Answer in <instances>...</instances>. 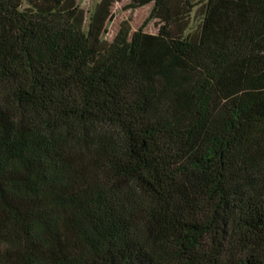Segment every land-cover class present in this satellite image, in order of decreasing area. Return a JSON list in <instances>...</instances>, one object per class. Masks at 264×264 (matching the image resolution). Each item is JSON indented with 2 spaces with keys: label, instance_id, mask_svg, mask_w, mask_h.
<instances>
[{
  "label": "trees",
  "instance_id": "obj_1",
  "mask_svg": "<svg viewBox=\"0 0 264 264\" xmlns=\"http://www.w3.org/2000/svg\"><path fill=\"white\" fill-rule=\"evenodd\" d=\"M26 2L0 0V264H264V0H130L110 43L106 12Z\"/></svg>",
  "mask_w": 264,
  "mask_h": 264
},
{
  "label": "rangeland",
  "instance_id": "obj_2",
  "mask_svg": "<svg viewBox=\"0 0 264 264\" xmlns=\"http://www.w3.org/2000/svg\"><path fill=\"white\" fill-rule=\"evenodd\" d=\"M130 0H59L58 5L54 8L56 11L76 7V15L73 18L74 25L86 33L88 30L90 16L95 11L106 12L111 15L106 24V31L100 37L105 43H110L118 32L120 24L128 22L130 33L137 30L148 16L152 3L137 8H128ZM23 6H27L26 0H23ZM194 8L189 15L187 32H193L196 29L199 19V10ZM158 19H152L143 28V31L151 34L158 32Z\"/></svg>",
  "mask_w": 264,
  "mask_h": 264
}]
</instances>
